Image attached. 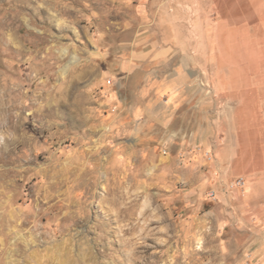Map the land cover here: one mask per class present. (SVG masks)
I'll use <instances>...</instances> for the list:
<instances>
[{
  "label": "rangeland",
  "instance_id": "1",
  "mask_svg": "<svg viewBox=\"0 0 264 264\" xmlns=\"http://www.w3.org/2000/svg\"><path fill=\"white\" fill-rule=\"evenodd\" d=\"M172 5L0 0V264H264L246 178L141 124L123 65Z\"/></svg>",
  "mask_w": 264,
  "mask_h": 264
},
{
  "label": "crops",
  "instance_id": "2",
  "mask_svg": "<svg viewBox=\"0 0 264 264\" xmlns=\"http://www.w3.org/2000/svg\"><path fill=\"white\" fill-rule=\"evenodd\" d=\"M192 1L172 0L150 45L123 65L142 87L141 124L163 127L186 157L212 152L223 177L246 178L245 206L264 216V0ZM221 101L232 103L222 119Z\"/></svg>",
  "mask_w": 264,
  "mask_h": 264
},
{
  "label": "built area",
  "instance_id": "3",
  "mask_svg": "<svg viewBox=\"0 0 264 264\" xmlns=\"http://www.w3.org/2000/svg\"><path fill=\"white\" fill-rule=\"evenodd\" d=\"M198 84L200 87L203 88L204 93L206 95H210L212 97L217 96V91L215 89V86L211 83V81H207L203 78L198 80ZM209 159H212V156L208 157ZM245 185V179L242 176H237L236 178L230 180L227 184V190L237 189V188H243ZM214 193H212L213 195Z\"/></svg>",
  "mask_w": 264,
  "mask_h": 264
},
{
  "label": "bare ground",
  "instance_id": "4",
  "mask_svg": "<svg viewBox=\"0 0 264 264\" xmlns=\"http://www.w3.org/2000/svg\"><path fill=\"white\" fill-rule=\"evenodd\" d=\"M2 105V104H1Z\"/></svg>",
  "mask_w": 264,
  "mask_h": 264
}]
</instances>
